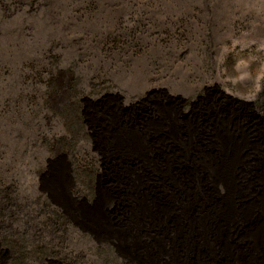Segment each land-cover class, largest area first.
Listing matches in <instances>:
<instances>
[{
    "label": "rangeland",
    "instance_id": "obj_1",
    "mask_svg": "<svg viewBox=\"0 0 264 264\" xmlns=\"http://www.w3.org/2000/svg\"><path fill=\"white\" fill-rule=\"evenodd\" d=\"M259 159L264 0H0V264H264Z\"/></svg>",
    "mask_w": 264,
    "mask_h": 264
},
{
    "label": "crops",
    "instance_id": "obj_2",
    "mask_svg": "<svg viewBox=\"0 0 264 264\" xmlns=\"http://www.w3.org/2000/svg\"><path fill=\"white\" fill-rule=\"evenodd\" d=\"M112 97H113L112 95L108 94L106 95V97L98 101H90V100H87V101L90 105L92 106L96 105L98 107V106H103L106 103V101L108 100V99L106 100V98L114 99V97L113 98ZM88 110H89V106H88V109L86 110L85 115L88 117H91V119L93 120V122L91 120L92 123H90V126H89L90 127L89 135L91 138L92 148H94V150H96V152L100 156L102 155L104 159L111 160L110 157H112V155L114 156V154L120 153L119 155L120 157L118 156V159L117 160L114 159V160L121 162V159L123 157L122 155H129V154L140 155L142 154L141 153V151H143L142 149L145 147L147 148V146L150 145L148 141L149 134H147L148 137H146L147 138L146 141L145 140L143 141L142 138L139 137V134H137L136 132L131 133L132 131L131 132L128 131L129 129L127 127L125 128L122 125L119 127L115 123V120L116 118H118V116L116 113L117 111L115 107L113 106V103L108 105L107 109L105 110H104V107H102L101 109H98L97 111L93 113L92 112L90 113V111L88 112ZM259 124L260 123L257 122L255 126L257 127ZM232 139L234 141L232 144L233 148L229 147V150H228L230 157L232 156L234 147H236L237 145L235 144L237 137L236 136L234 138L232 137ZM219 146H221V143H219ZM230 159L229 157L225 155L224 151H222L221 154H219V156L214 158L213 161L214 163L217 162L216 165H229ZM258 165H264V161L262 159H259ZM130 166L135 167L136 165H126V167H128L129 169H130ZM120 168L122 169L123 167L120 166ZM223 170H224L223 172H226L225 169ZM98 174L99 173L97 171H94L93 176L94 178L97 176L96 179L99 180L102 174L100 176H98ZM225 177H226V174H225ZM54 264H59V263H54Z\"/></svg>",
    "mask_w": 264,
    "mask_h": 264
}]
</instances>
